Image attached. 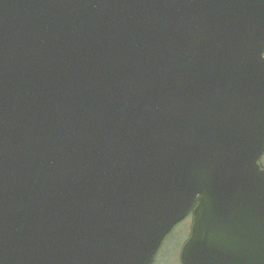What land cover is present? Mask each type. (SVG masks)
Masks as SVG:
<instances>
[{
	"label": "water",
	"instance_id": "obj_1",
	"mask_svg": "<svg viewBox=\"0 0 264 264\" xmlns=\"http://www.w3.org/2000/svg\"><path fill=\"white\" fill-rule=\"evenodd\" d=\"M264 0H0V264H264Z\"/></svg>",
	"mask_w": 264,
	"mask_h": 264
},
{
	"label": "rangeland",
	"instance_id": "obj_2",
	"mask_svg": "<svg viewBox=\"0 0 264 264\" xmlns=\"http://www.w3.org/2000/svg\"><path fill=\"white\" fill-rule=\"evenodd\" d=\"M264 167V156L260 160ZM192 220L186 219L166 237L152 264H181V252L191 233Z\"/></svg>",
	"mask_w": 264,
	"mask_h": 264
},
{
	"label": "flooded vegetation",
	"instance_id": "obj_3",
	"mask_svg": "<svg viewBox=\"0 0 264 264\" xmlns=\"http://www.w3.org/2000/svg\"><path fill=\"white\" fill-rule=\"evenodd\" d=\"M189 218H190V219L192 220V222H193V214H192V213H191L186 219H189ZM186 219H185V220H186ZM185 220H184V221H185ZM184 221H183V222H184ZM192 222H191V223H192ZM181 223H182V222H181Z\"/></svg>",
	"mask_w": 264,
	"mask_h": 264
}]
</instances>
